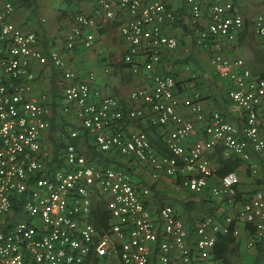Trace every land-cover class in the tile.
Returning a JSON list of instances; mask_svg holds the SVG:
<instances>
[{
	"label": "built area",
	"instance_id": "obj_1",
	"mask_svg": "<svg viewBox=\"0 0 264 264\" xmlns=\"http://www.w3.org/2000/svg\"><path fill=\"white\" fill-rule=\"evenodd\" d=\"M263 1L182 0L191 38L209 49L214 70L227 82L228 107L237 115L229 119L205 108L199 88L179 83L168 67H155L178 44L167 30L179 19L171 0H92V12L74 16L67 48L78 41L92 46L99 24L115 20L125 45L123 61L137 73L138 59L144 60L147 83L132 88L126 101L103 94L93 72L81 78L66 69L58 51H40L35 33L12 20L19 0H0V264H215L217 235H237V222L253 226L246 240L253 245L264 234L263 189L222 218L205 215L188 225L170 204L152 211L129 167L140 162L153 178L170 176L190 191L208 189L235 203L238 173L230 170L209 185L216 172L206 150L220 146L224 157L239 158L252 174L264 166V75L230 55L234 43L228 44L247 24L246 3ZM251 23L264 46V9ZM32 59L63 68L61 114L79 126L69 127L57 155L61 165L43 145L51 105L45 94L31 92ZM135 119L163 129L167 152L158 151L144 129H129ZM198 123L203 137L188 144ZM80 133L97 150L123 155L126 164L89 160ZM98 202L106 216L100 228L92 218ZM15 207L23 216L9 222Z\"/></svg>",
	"mask_w": 264,
	"mask_h": 264
},
{
	"label": "crops",
	"instance_id": "obj_2",
	"mask_svg": "<svg viewBox=\"0 0 264 264\" xmlns=\"http://www.w3.org/2000/svg\"><path fill=\"white\" fill-rule=\"evenodd\" d=\"M23 1L19 0L15 11L12 13V20L16 27L20 30L33 31L36 35V46L40 51H58L64 67L72 69L76 76L84 78L89 72H93L95 83L103 94L116 95L126 101L132 88L147 83L142 74L143 70L146 69L142 58L138 59L140 71L137 73L133 72L127 63L123 61L125 45L119 36L118 23L115 20L105 19L99 24L96 41L90 47L84 46L80 41L76 42L71 48L64 45V39L74 22V16L77 13L92 12L94 7L92 0H25L26 2L29 1L28 5L24 4L25 1ZM171 3L177 11L179 19L173 25H169L167 30L178 37V44L173 49L165 51L161 61L155 63V67L162 70H164V67L170 68L169 70L179 83L200 89L206 109H217L219 111L211 95V90H215V94L218 95L219 93L221 101L223 98L225 99V109L228 113V116H225L229 119L236 118L237 115L230 112L228 107L227 82L214 70L209 49L197 45L191 38L193 31L186 23V10L182 0H171ZM257 5L259 9H264V1ZM261 5L263 6L261 7ZM253 6H247L246 4L247 24L233 42L229 41L228 44L234 43L229 54L234 57H243L254 73L264 75V46L260 44L254 34L251 23L256 13ZM227 47L230 48L229 45ZM31 66L35 73V78L31 81V92L35 96L45 94L51 105L50 123H52L54 112H57L55 115L59 117L62 115V120L65 117L66 125L64 129L69 130V127H79L75 120L73 123L68 121V118L71 119L69 114L65 116L61 114L60 94L66 82L63 68L56 67L50 61L41 63L37 59L31 60ZM105 66H108L110 70L105 71ZM128 127L131 130L144 129L149 134L152 145L158 151H163L165 146L163 143V129L150 126L144 119L129 120ZM50 135L53 138L58 135L51 126L45 131L43 137V145L48 151L53 147ZM202 137L201 123H198L187 143L190 144L195 139ZM83 142L79 138V145L84 151L87 143ZM164 149L166 150V148ZM206 155L215 168L220 165L222 159H226L222 155L220 146L206 150ZM132 164L129 167L132 180L143 191V196L151 210L157 211L163 204H170L188 225L205 215H215L222 218L225 214L234 212L240 206V201L246 199L255 190H264V166L261 165L257 173L252 174L249 172L246 163L238 159L236 166L233 168L240 179L237 184V197L234 204H230L226 198L210 195L208 189L200 192L190 191L170 176L162 175L159 178H153L145 165L136 161ZM220 177V174L215 173L209 178V185H217ZM154 190L158 191V195H155ZM179 200L189 201V210H185ZM103 207V203L98 202L92 216L93 221L95 218L97 219L94 224L99 228L105 226L103 221L106 216ZM235 225L239 232L237 235L231 233L232 239L227 243L225 251L226 260L222 263L221 258L216 257L217 264H264V244L261 258L257 263L255 262L258 251L256 241L263 238L264 234L256 239L253 245L248 246L246 240L253 234L252 226L242 222H237Z\"/></svg>",
	"mask_w": 264,
	"mask_h": 264
},
{
	"label": "trees",
	"instance_id": "obj_3",
	"mask_svg": "<svg viewBox=\"0 0 264 264\" xmlns=\"http://www.w3.org/2000/svg\"><path fill=\"white\" fill-rule=\"evenodd\" d=\"M25 1V0H24ZM23 1V2H24ZM24 4H29V1L26 2ZM211 95L212 98L215 100V103L217 104V107L219 109V111L228 116L227 110L226 108V104H225V99L223 98L221 101V97L218 93L215 94V90H211ZM57 113V112H56ZM54 112L53 117H52V123L50 124L51 128L53 129L54 132L58 133V135H56L57 137H52V135H50V137H52V142H53V147H51V151H52V155H53V159L56 163V165H61L62 164V159H57V155L60 154L64 144H65V138L68 136V130L64 129L65 127V120H62V115L56 116V114ZM60 114V113H59ZM80 129V128H79ZM79 138H81L82 141L86 142L87 144L85 145V149L83 152H85L84 154L87 156V158L89 160H92L95 162V164L97 165H101L103 163L109 164V163H119V164H126L124 163V157L123 155H117V156H113L111 157V155H109V153H105V152H101L100 150L95 149V145L92 144L89 140V136L87 135V133L84 134H80L78 135V141ZM83 142V143H84ZM81 148V147H80ZM165 148V147H164ZM163 148L164 152H167V150H165ZM237 159L240 160L239 158H226V159H222L220 165H218L215 168V172L223 175L224 173L233 170V168L236 166L237 164ZM241 161V160H240ZM237 188V186H236ZM155 195H158V191L154 190ZM237 194V192H236ZM237 197V195L235 196ZM246 198V197H245ZM248 198V196H247ZM189 201H185V200H179V203L185 208V210H189L190 206L188 205ZM23 214L20 212L19 207H15V212H14V216H12L11 218H9V222H12L13 220H16L20 217H22ZM97 219L95 218L94 221H96ZM250 224V223H247ZM252 226V225H251ZM253 232H254V228L252 226ZM232 239V234L230 233H225V234H219L215 243V247H214V259H215V263L216 262V257L221 258V262L223 263L226 260L225 257V251L227 248V243ZM264 244V237L257 240L256 241V245L258 247V251L255 257V262L257 263L259 261V259L261 258V252H262V247Z\"/></svg>",
	"mask_w": 264,
	"mask_h": 264
},
{
	"label": "rangeland",
	"instance_id": "obj_4",
	"mask_svg": "<svg viewBox=\"0 0 264 264\" xmlns=\"http://www.w3.org/2000/svg\"><path fill=\"white\" fill-rule=\"evenodd\" d=\"M247 4V6H252V5H254L253 6V8H255L254 9V11H256V12H258V11H261L262 10V8H258V5H257V3H254V2H248V3H246ZM263 5H261V7H262ZM259 9V10H258ZM253 11V10H252ZM256 44V43H255ZM232 252V251H231ZM246 260H248V261H250V259H248V258H246Z\"/></svg>",
	"mask_w": 264,
	"mask_h": 264
}]
</instances>
